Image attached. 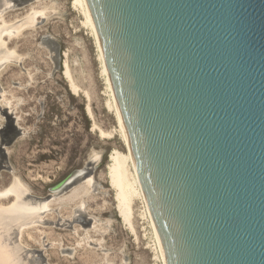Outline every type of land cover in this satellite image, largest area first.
Returning a JSON list of instances; mask_svg holds the SVG:
<instances>
[{"label":"water","instance_id":"1","mask_svg":"<svg viewBox=\"0 0 264 264\" xmlns=\"http://www.w3.org/2000/svg\"><path fill=\"white\" fill-rule=\"evenodd\" d=\"M86 3L165 264H264V0Z\"/></svg>","mask_w":264,"mask_h":264},{"label":"rangeland","instance_id":"2","mask_svg":"<svg viewBox=\"0 0 264 264\" xmlns=\"http://www.w3.org/2000/svg\"><path fill=\"white\" fill-rule=\"evenodd\" d=\"M0 1V27L16 32L3 34L6 49L19 55L0 61V191L18 178L30 202L50 200L38 217L1 227L3 245L18 264H164L142 198L134 196L129 222L111 181L112 153L127 154L128 147L108 106L110 89L84 13L75 0ZM33 10L44 14L16 31ZM85 168V177L47 198L51 186ZM15 199L0 196V206Z\"/></svg>","mask_w":264,"mask_h":264},{"label":"bare ground","instance_id":"3","mask_svg":"<svg viewBox=\"0 0 264 264\" xmlns=\"http://www.w3.org/2000/svg\"><path fill=\"white\" fill-rule=\"evenodd\" d=\"M5 1V0H4ZM1 2V1H0ZM7 2V1H6ZM2 3V2H1ZM5 3V2H4ZM3 3V4H4ZM75 5H77L82 12L85 15V24L89 26L95 36V40L97 43V47L99 50V55H100V61L102 64L103 71L106 76L107 84L110 89V100L108 101V106L111 108H115L117 117L119 119V122L121 124V133L123 138L125 139L126 145L128 147V152L127 154H121L118 150H115L112 153V164L110 165V174H111V181L112 183L117 187V197L119 200V204L121 207V210L125 216V218L130 222L131 221V204L133 201L134 196H140L145 203V209L147 211V216L150 220L152 229L154 231V238L156 239L155 242L157 244V249L159 251V254L165 264L164 257H163V252L161 248V243L158 237V233L154 224V221L152 219V215L145 197V194L143 192L137 170L135 167V163L133 160V156L131 153V149L129 146V142L127 139L126 131L123 125V121L121 119L119 109L115 100V96L113 93V88L111 85V81L109 78V73L107 69V65L105 63L102 47L96 32L95 25L93 23V19L91 16V13L89 11L88 5L86 3V0H75L74 1ZM2 5V4H0ZM13 6V5H12ZM5 7V4L4 6ZM2 7V8H3ZM4 9V8H3ZM42 13L44 14V11H34L32 12L31 16L22 21L19 22L17 25L14 26L16 31H20L23 27L27 25H32V22L36 19V15ZM1 14L0 16H2ZM3 18V16L1 17ZM10 25V24H9ZM34 27V26H33ZM8 33L9 36H12L14 32V29L11 28V26L4 25L0 27V61L2 60H8V59H14L17 58L19 55L16 54L14 50H7L6 48V43L3 39V34ZM65 66V74L68 77L70 81V85L72 90L75 92L79 91V85L77 84L68 60L65 61L64 63ZM87 110L90 115L93 116L92 109L90 103L87 105ZM94 127H96V124L94 123ZM103 134H108L111 135L110 132H105L104 130H101ZM97 156V155H96ZM86 183L88 186L93 185V178L89 177L86 180ZM26 186H24L23 183L20 182L18 178L13 182L11 186H9L7 189L0 191V196H7L9 194H14L16 196L15 201L7 207H2L0 206V228L4 226H10L13 224V222L17 221H26L28 219H33L35 217L39 216V213L41 210H44L48 207L50 200H40L39 202H30L28 199L25 198V193H26ZM28 190V189H27ZM42 217V216H41ZM9 229V228H8ZM17 255V254H16ZM14 254L12 252V247H9V245H3V240L0 239V264H18L17 262L13 261ZM23 260V259H22Z\"/></svg>","mask_w":264,"mask_h":264}]
</instances>
